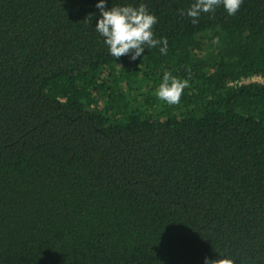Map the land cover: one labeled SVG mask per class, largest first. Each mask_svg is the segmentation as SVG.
<instances>
[{"label": "trees", "instance_id": "trees-1", "mask_svg": "<svg viewBox=\"0 0 264 264\" xmlns=\"http://www.w3.org/2000/svg\"><path fill=\"white\" fill-rule=\"evenodd\" d=\"M99 2L0 0V264H264V0H106L157 17L135 61Z\"/></svg>", "mask_w": 264, "mask_h": 264}, {"label": "clouds", "instance_id": "clouds-1", "mask_svg": "<svg viewBox=\"0 0 264 264\" xmlns=\"http://www.w3.org/2000/svg\"><path fill=\"white\" fill-rule=\"evenodd\" d=\"M242 3L243 0H194L186 13L184 10H179L178 14L181 16L186 14L192 19V24L196 25L199 23L201 14L214 13L221 5L229 15H235ZM96 8L100 15L95 29L104 37L110 54L116 59L131 54V60L135 61L142 56L145 46L149 48L160 46V53L167 55L168 41L166 38H154L153 26L157 23V17L149 13L145 4L141 3L138 7L107 8L106 0H100ZM212 42L218 44L219 37L214 38ZM188 87L187 79L181 80L173 77L170 72H165L163 82L159 85L156 94L167 104L176 105L180 103L182 94ZM221 257L223 258L205 257L204 264H234V259L227 256Z\"/></svg>", "mask_w": 264, "mask_h": 264}, {"label": "built area", "instance_id": "built-area-1", "mask_svg": "<svg viewBox=\"0 0 264 264\" xmlns=\"http://www.w3.org/2000/svg\"><path fill=\"white\" fill-rule=\"evenodd\" d=\"M255 79H259V78H255ZM255 79H253V80H255ZM257 81V80H256ZM260 81H261V79H260Z\"/></svg>", "mask_w": 264, "mask_h": 264}, {"label": "rangeland", "instance_id": "rangeland-1", "mask_svg": "<svg viewBox=\"0 0 264 264\" xmlns=\"http://www.w3.org/2000/svg\"><path fill=\"white\" fill-rule=\"evenodd\" d=\"M255 80L260 81V79H255Z\"/></svg>", "mask_w": 264, "mask_h": 264}]
</instances>
